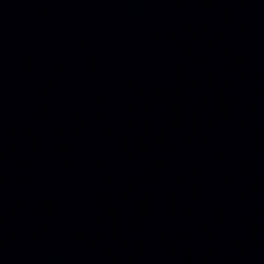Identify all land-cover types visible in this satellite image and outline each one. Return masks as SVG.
I'll list each match as a JSON object with an SVG mask.
<instances>
[{
  "label": "water",
  "instance_id": "water-1",
  "mask_svg": "<svg viewBox=\"0 0 264 264\" xmlns=\"http://www.w3.org/2000/svg\"><path fill=\"white\" fill-rule=\"evenodd\" d=\"M0 11L264 82V0H0Z\"/></svg>",
  "mask_w": 264,
  "mask_h": 264
}]
</instances>
